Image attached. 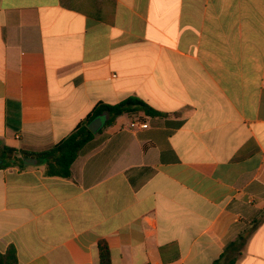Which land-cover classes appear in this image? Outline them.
Instances as JSON below:
<instances>
[{
    "label": "crops",
    "instance_id": "1",
    "mask_svg": "<svg viewBox=\"0 0 264 264\" xmlns=\"http://www.w3.org/2000/svg\"><path fill=\"white\" fill-rule=\"evenodd\" d=\"M138 97L71 178L0 168L18 264H264V0H0V145L45 151ZM132 123L147 128L132 127Z\"/></svg>",
    "mask_w": 264,
    "mask_h": 264
},
{
    "label": "trees",
    "instance_id": "2",
    "mask_svg": "<svg viewBox=\"0 0 264 264\" xmlns=\"http://www.w3.org/2000/svg\"><path fill=\"white\" fill-rule=\"evenodd\" d=\"M140 112H144L146 115H162L138 97H129L114 105L100 103L72 134L45 151L26 152L0 145V168L16 167L24 170L34 165L27 163V160H34L35 165L44 166L45 175L48 177L71 178L72 166L87 144L92 142L98 134L112 126L119 117L123 115L135 116ZM105 116L107 119L104 120L103 127L99 132H91L90 123ZM244 245L245 238L240 235L237 240L229 244L222 257L214 264H236L242 255ZM98 246L100 264H112L108 244L105 241H100ZM0 264H18L17 250L14 246H10L6 252L0 251Z\"/></svg>",
    "mask_w": 264,
    "mask_h": 264
},
{
    "label": "water",
    "instance_id": "3",
    "mask_svg": "<svg viewBox=\"0 0 264 264\" xmlns=\"http://www.w3.org/2000/svg\"><path fill=\"white\" fill-rule=\"evenodd\" d=\"M104 118L106 120L107 119V116H105ZM103 124H104L103 118H97L96 120H94L93 122L90 123L89 129L93 133H98L99 130L103 127ZM27 163H29V164H35V161L34 160H27Z\"/></svg>",
    "mask_w": 264,
    "mask_h": 264
},
{
    "label": "built area",
    "instance_id": "4",
    "mask_svg": "<svg viewBox=\"0 0 264 264\" xmlns=\"http://www.w3.org/2000/svg\"><path fill=\"white\" fill-rule=\"evenodd\" d=\"M131 126L132 127L140 126L141 128H147L148 127V125H146V124H138V123H132Z\"/></svg>",
    "mask_w": 264,
    "mask_h": 264
},
{
    "label": "rangeland",
    "instance_id": "5",
    "mask_svg": "<svg viewBox=\"0 0 264 264\" xmlns=\"http://www.w3.org/2000/svg\"><path fill=\"white\" fill-rule=\"evenodd\" d=\"M103 120H105V118H103Z\"/></svg>",
    "mask_w": 264,
    "mask_h": 264
}]
</instances>
